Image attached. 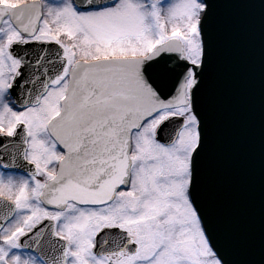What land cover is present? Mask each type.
I'll use <instances>...</instances> for the list:
<instances>
[{
  "label": "snow or ice",
  "instance_id": "6c2138e0",
  "mask_svg": "<svg viewBox=\"0 0 264 264\" xmlns=\"http://www.w3.org/2000/svg\"><path fill=\"white\" fill-rule=\"evenodd\" d=\"M217 7L0 0V264H233L202 198Z\"/></svg>",
  "mask_w": 264,
  "mask_h": 264
},
{
  "label": "water",
  "instance_id": "95a60500",
  "mask_svg": "<svg viewBox=\"0 0 264 264\" xmlns=\"http://www.w3.org/2000/svg\"><path fill=\"white\" fill-rule=\"evenodd\" d=\"M202 198L233 264L264 250V0H217Z\"/></svg>",
  "mask_w": 264,
  "mask_h": 264
}]
</instances>
